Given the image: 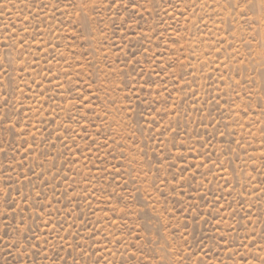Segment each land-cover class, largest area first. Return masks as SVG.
I'll list each match as a JSON object with an SVG mask.
<instances>
[{
    "label": "rangeland",
    "instance_id": "obj_1",
    "mask_svg": "<svg viewBox=\"0 0 264 264\" xmlns=\"http://www.w3.org/2000/svg\"><path fill=\"white\" fill-rule=\"evenodd\" d=\"M94 2L0 0V264H261L264 18Z\"/></svg>",
    "mask_w": 264,
    "mask_h": 264
},
{
    "label": "snow or ice",
    "instance_id": "obj_2",
    "mask_svg": "<svg viewBox=\"0 0 264 264\" xmlns=\"http://www.w3.org/2000/svg\"><path fill=\"white\" fill-rule=\"evenodd\" d=\"M111 4H115V0H110V5ZM129 4L132 8H135L136 0H129ZM71 6L79 8L80 11L77 13V15L81 16L84 21H87L90 18L85 9L87 8L89 10H95L96 4L94 0H92L91 3L90 0H71ZM236 7L241 13L245 15L251 13L253 17L259 15L261 18H264V0H245L243 8L239 7V0H236ZM253 39H255V37H253ZM261 55H264V52H262ZM93 142L95 143V141ZM261 264H264V260L261 261Z\"/></svg>",
    "mask_w": 264,
    "mask_h": 264
}]
</instances>
